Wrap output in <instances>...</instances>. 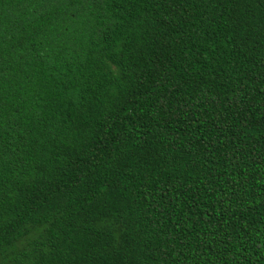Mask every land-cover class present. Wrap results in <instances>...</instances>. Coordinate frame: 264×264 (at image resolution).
I'll return each instance as SVG.
<instances>
[{
	"label": "trees",
	"instance_id": "trees-1",
	"mask_svg": "<svg viewBox=\"0 0 264 264\" xmlns=\"http://www.w3.org/2000/svg\"><path fill=\"white\" fill-rule=\"evenodd\" d=\"M0 264H264V0H0Z\"/></svg>",
	"mask_w": 264,
	"mask_h": 264
}]
</instances>
